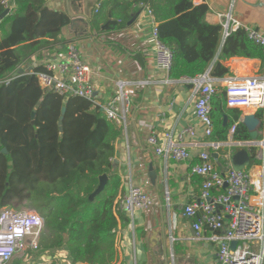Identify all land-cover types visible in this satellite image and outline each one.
Instances as JSON below:
<instances>
[{
  "label": "trees",
  "instance_id": "1",
  "mask_svg": "<svg viewBox=\"0 0 264 264\" xmlns=\"http://www.w3.org/2000/svg\"><path fill=\"white\" fill-rule=\"evenodd\" d=\"M2 1L0 15L6 9ZM47 2L13 0L14 9L0 23V211L29 201L44 218L39 240L42 252L64 249L73 264H111L117 258V229L129 221L117 209L123 196L122 178L114 169L119 124L108 119L91 99L44 89L32 72L15 75L25 58L56 48L63 28L71 21L66 12L50 8ZM134 2L153 10L159 38L173 53L171 78L204 74L217 54L210 70L216 77L230 73L223 60L234 56L264 59V47L243 28L232 31L220 47L224 28L207 20L210 7L206 3L133 0L129 6ZM118 19L123 22L111 20L107 29L122 28L129 18ZM44 71L46 65L35 70ZM241 116L242 110L228 106L225 88H219L213 99L212 138L228 140L230 128L237 123L234 138L250 140ZM256 116L264 120V109ZM248 151L254 164L260 163L253 153L256 148ZM251 159L250 166L254 165ZM104 173L109 174V181L91 200Z\"/></svg>",
  "mask_w": 264,
  "mask_h": 264
},
{
  "label": "crops",
  "instance_id": "2",
  "mask_svg": "<svg viewBox=\"0 0 264 264\" xmlns=\"http://www.w3.org/2000/svg\"><path fill=\"white\" fill-rule=\"evenodd\" d=\"M131 1L48 0L50 8L66 12L71 21L63 28L56 48L25 58L19 67L32 66L35 71L49 60L69 62L68 44H73L93 69L96 104H103L121 91L129 96L130 108L119 124L121 134L116 142L114 169L122 178L120 194H127L131 185L138 184L152 193L154 202L147 211L125 213L129 221L120 223L117 229V258L111 264H219L218 245L205 237L197 238L192 222L183 210L185 204L199 198L202 190L204 178L193 173L192 166L201 161L199 153L203 146L216 140L201 131L193 140L188 137L185 143L189 145L192 157L186 161L159 155L148 143L152 131L163 143L166 133H172L176 140L177 132L188 125H198L194 80L201 74L195 78L174 79L157 67L150 40L151 20L146 13H140L138 3L129 6ZM205 3L210 7L207 20L222 24L223 34L229 17L231 27L239 22L244 29L250 26L264 32V0H194L195 5ZM69 12L78 17L75 26ZM118 18L129 19L122 28L107 29L111 20L123 22ZM224 41L222 37L220 47ZM218 56L205 73L212 69ZM222 63L230 73L212 76L220 88H225L228 79L264 75V59L234 56ZM239 109L242 120L258 111L252 107ZM257 130L256 141L264 140V120ZM235 148L234 152L237 151ZM255 152L261 162L259 148ZM219 153L218 160L222 162L219 167L232 166L228 148H221ZM213 159L216 162V157ZM150 165L157 170L156 183L151 180ZM163 250H167L168 256L162 253ZM43 253L39 263L73 264L64 249Z\"/></svg>",
  "mask_w": 264,
  "mask_h": 264
},
{
  "label": "built area",
  "instance_id": "3",
  "mask_svg": "<svg viewBox=\"0 0 264 264\" xmlns=\"http://www.w3.org/2000/svg\"><path fill=\"white\" fill-rule=\"evenodd\" d=\"M5 8L14 9L13 0L2 1ZM140 13H146L150 20V40L153 44L157 67L169 73L173 63V53L158 35V22L153 10L146 4H139ZM229 17L224 30L227 37L236 29L242 28L239 22L230 26ZM244 29V28H243ZM250 39L264 47V32L245 26ZM68 59L49 60L47 71L35 72L42 88L54 90L63 96H80L96 102V85L93 82V69L82 58L78 48L68 44ZM10 82V79L5 81ZM195 83V117L198 125L186 126L177 132L176 140L172 133H166L161 143L156 132L152 131L148 143L159 155H166L177 161H186L192 152L186 139L195 138L198 132L211 137L214 131L212 118L213 99L219 91L218 82L211 72L201 74ZM227 104L233 108L252 107L264 109V75L228 79L225 84ZM101 109L113 122L120 124L130 108L129 96L121 91L108 98ZM242 118V117H241ZM242 121V119H240ZM237 123L229 131V140L209 141L199 153L201 161L192 166V172L204 178L199 198L184 205V214L192 222L197 238H204L218 245L219 264H263L264 263V140H237L234 135ZM223 147L259 148L261 162L236 169L230 164L218 167L210 149L219 153ZM220 155V154H219ZM220 156H218L219 158ZM230 158V157H228ZM219 165V164H218ZM218 190V192H214ZM224 190V191H223ZM153 196L143 186L131 185L127 194L118 199V210L128 214L147 211L153 205ZM44 228L42 215L30 208L4 207L0 211V264H7L24 245L39 248V240ZM206 234V235H203ZM236 246L232 247V242Z\"/></svg>",
  "mask_w": 264,
  "mask_h": 264
},
{
  "label": "water",
  "instance_id": "4",
  "mask_svg": "<svg viewBox=\"0 0 264 264\" xmlns=\"http://www.w3.org/2000/svg\"><path fill=\"white\" fill-rule=\"evenodd\" d=\"M9 14H10V8H6L3 11V13L0 15V22L3 20V18H5ZM69 14L73 17L72 25L75 26L77 24V22H78V17H75L74 14H72L71 12H69ZM225 38L226 37L224 36V40H225ZM32 68H33L32 66H29V67H26V68L25 67H19L17 69V71L15 72V75L17 76V75H20V74H24L26 72H31ZM65 114H66V107H63L62 108V115L60 116V120H59V128H60L61 133H63V131H64L63 120H64ZM32 117L34 119L35 112H33ZM242 123L245 124L248 127V129L250 130L251 139L256 141L257 137H258L257 127L261 123V120L258 117H256V115H246L243 118ZM3 152H5L7 154L8 153V149L4 148ZM233 152L234 151L230 150L229 153L231 155H229V156H230V159H231V164H232V166L234 168L241 169V168H244V167L250 165V159H251L250 158V153H249V151L246 148L239 149V150H237L234 153ZM219 154L220 153L215 152V153H213V156L217 158V162L220 165L221 162L218 160L219 159L218 158ZM116 162L117 161L115 160V163ZM12 164H13V161H9V165H12ZM150 170H151V173H150L151 180H152L153 183H156V180H157V177H158V173H157V170L154 168V165H150ZM9 171L11 172L12 169L10 168ZM99 179H100V183H99L98 187L96 188V190L91 194V196H90L91 200H93L96 195L100 194L105 189V187H106V185H107V183L109 181V174L104 173V174H102L100 176ZM161 235L165 236V233H163V231H161ZM236 243H237L236 241L232 242V247L233 248L236 246ZM162 253L166 254L168 256L167 250H166V252L163 250Z\"/></svg>",
  "mask_w": 264,
  "mask_h": 264
},
{
  "label": "rangeland",
  "instance_id": "5",
  "mask_svg": "<svg viewBox=\"0 0 264 264\" xmlns=\"http://www.w3.org/2000/svg\"><path fill=\"white\" fill-rule=\"evenodd\" d=\"M230 150L234 151L233 148H231V149L228 148V152ZM235 150H237V148H235ZM222 161H225L224 158H222ZM254 163H256V160H254L252 158L251 164H254ZM16 204H19V203H16ZM22 207H27V208H30V209L37 211L34 207H32L29 204V201H24L23 204L16 205L14 208L20 209ZM59 250L60 249H57L56 251H59ZM44 253H47V252H44ZM41 254H42V251L39 248L35 249V248L31 247L29 244H26L16 252L14 257L7 264H42V263L38 262V260L41 257ZM44 263H46V262H44Z\"/></svg>",
  "mask_w": 264,
  "mask_h": 264
}]
</instances>
